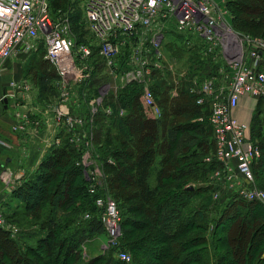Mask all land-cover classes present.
<instances>
[{
    "label": "trees",
    "instance_id": "1",
    "mask_svg": "<svg viewBox=\"0 0 264 264\" xmlns=\"http://www.w3.org/2000/svg\"><path fill=\"white\" fill-rule=\"evenodd\" d=\"M64 1L51 0V9L57 11ZM77 1H70L67 8L70 33L76 44L92 50L84 61L87 76L78 88L87 86L86 95H97L108 72L98 48L83 37L88 21ZM224 1L235 32L264 39V0ZM248 7L259 14L248 13ZM173 31L183 41L179 49L189 54L183 80L195 74L198 80L210 74L219 76L222 63L203 56L197 42L173 28L165 30L164 37ZM127 50L119 63L123 67ZM43 54L42 48L28 54L26 73L34 67L37 94L43 101L39 100L49 105L44 101L58 98L60 77ZM93 58L99 61L93 63ZM179 74L176 68L151 71L149 82L154 79V84L148 85L158 117L143 102L144 84L140 82L118 88L116 97L109 95L105 105L88 112L91 122L85 129L91 140L87 149L103 175L93 192L84 173L89 166L80 160L83 145L76 147L69 132L59 129L55 136L59 142L47 149L32 175L22 177L3 201L6 221L19 232L11 236L0 227V264H126L115 257L118 249L130 251L134 264H264V206L234 196L214 200L210 185L187 189L193 183H204L217 164L206 160L214 151L208 105L196 103L198 94L182 84ZM109 107L112 112L107 115ZM258 125L251 129V142L260 149L252 172L264 185V137ZM97 196L115 200L121 234L117 246L84 261L82 244L106 235L95 205ZM246 225L252 227L250 239L239 247ZM236 226L237 236L230 240Z\"/></svg>",
    "mask_w": 264,
    "mask_h": 264
},
{
    "label": "built area",
    "instance_id": "2",
    "mask_svg": "<svg viewBox=\"0 0 264 264\" xmlns=\"http://www.w3.org/2000/svg\"><path fill=\"white\" fill-rule=\"evenodd\" d=\"M79 2L108 74L113 77L127 74L143 83L142 100L156 117L160 112L146 82H149L151 71L163 65L161 44L165 30L173 28L185 34L191 42L199 44L203 56L222 63L218 70L220 78L210 74L199 80L196 98L199 105L207 103L209 110L214 151L206 160L217 164L210 171L208 181L212 198L219 201L234 196L264 205V190L257 187L252 173L258 148L248 137V123L235 114L241 100L251 101L264 96V39L235 32L228 22L227 10L214 0ZM50 4L51 0H0V81L7 60L40 48L44 59L53 64L60 77L58 103L37 109L38 114L15 109L11 130L22 133L29 125L37 129L45 118H50L56 133L64 128L76 147L83 145L80 160L83 166H89L84 173L91 181L89 191L93 192L101 182V169L89 161L87 147L91 136L85 129L87 119L74 113L70 102L71 89L79 75L87 76L84 61L88 60L92 50L86 44L75 43L67 18L53 16ZM126 48V67H123L119 63ZM219 80L225 81L226 85H219ZM8 86L16 97L26 96L29 89L26 82L18 79L10 80ZM2 98L0 96V102ZM33 114L38 118L31 119ZM54 142L58 143L59 139L55 137ZM0 176L9 192L21 178L8 170L2 171ZM3 201L0 200V227L16 236L19 228L6 221ZM95 205L100 209V220L109 244L117 246L120 216L115 200L97 196ZM115 256L131 264L128 251L118 249Z\"/></svg>",
    "mask_w": 264,
    "mask_h": 264
},
{
    "label": "rangeland",
    "instance_id": "3",
    "mask_svg": "<svg viewBox=\"0 0 264 264\" xmlns=\"http://www.w3.org/2000/svg\"><path fill=\"white\" fill-rule=\"evenodd\" d=\"M70 1H73V0L64 1L61 8L57 9V11H54L53 9H51L52 15L53 16L66 17L68 20L67 8H68V4L70 3ZM214 1L217 4L224 6V8H225V4H224L225 1L224 0H214ZM245 3H256V1L255 0H246ZM77 4L81 7L82 11L84 12L83 7L81 6V3L77 1ZM248 9H249L248 13H250V14H259V13H255L256 12L255 9H252L249 7H248ZM255 16H257V15H255ZM84 28H85V34L83 35V37H84L86 43H88L89 45L92 46V48L95 49L98 44L95 41L93 33L89 29L88 23H87V25L85 24ZM182 42H183L182 39L174 31L165 33V37L162 39V44H161V50H162V55H163V65L161 68H162V70L166 69V68L167 69L176 68L177 70H179L180 71L179 76L181 78L182 84H185V87L187 89H189L190 91L192 90L191 91L192 93L197 94V90L199 88L198 75L195 74V75L191 76L188 80H183V77H182V76H185L187 73L184 67H186V62L188 60V55H189L187 52L182 51V49H179L180 46L182 45ZM29 56L30 55H28V56L27 55L26 56L25 55L24 56H16L17 59H16V61H14L12 63V66L10 67V69L8 71L4 70V72H3L2 80H1L2 83L0 82L1 83L0 89L3 88L4 90H7V91H5V93H7V94L6 95L4 94V96L2 95L1 98L7 97L8 102L6 104L8 105V108L6 107L7 109H5V110H7L8 113H12V112H14L15 109L22 108V106H26V107L32 106L33 108L30 110V112L38 114L39 112L37 111V109L41 110L42 108L44 109L46 107H50V106L58 103V98H56V97L50 98V100H48V101H44V103L47 102L46 104H49V105H44L41 102L43 100H41L37 94L38 91H37V88L35 86V75L33 78L34 67L32 69V73H26V71L29 67V61H30ZM43 58H44V56H43ZM92 61L94 63V62L99 61V60L96 58H93ZM217 63H220V61L218 60ZM104 71H105V69H104ZM34 73H35V69H34ZM105 74H107L106 71H105ZM109 75L110 74H108V76L104 75V76H106L105 81H103V83L99 86V91H98L97 95L95 92H90L89 96L86 95V93H84V91H86L88 89L87 86H86L87 89L86 88L82 89L81 87L78 88L79 87L78 84L80 82L82 83L83 80L86 78L83 75V73H81L79 75L78 81H76L75 86H73V88H72L73 92H71V95L73 97L71 96V98H70V102L73 103V106H74V109L72 108V111L76 114H81V115L85 116V118L87 119V123L91 122V117L89 119L87 118L88 112L89 113H95L97 108L105 105V101L109 95H112V98L116 97L118 88L126 86L127 84H131L133 82H136V80L134 78H132L130 75H127V74L121 75L120 77H113V76H111V75L109 76ZM12 79L13 80L18 79L19 82H22V81L26 82L29 89H28V92L26 94L25 100H23V97L13 96L14 91L11 90L8 86V82ZM146 83L147 84H149V83L154 84V79L152 82H146ZM218 83L221 86L226 85V82L225 81L222 82V80H219ZM88 87L91 88L90 85ZM49 102H51V103H49ZM0 103L2 104V102H0ZM1 104H0V106H1ZM240 105L242 106L243 104H240ZM26 107H24V108H26ZM11 109H13V110L11 111ZM108 110H110V107L108 108ZM111 110H110V112H112ZM105 113H107V115L109 114V112H105ZM242 115L244 116L242 121L247 122L248 126H249V131H248L249 139L253 142L252 136H251V129H252V126H253V128H257L259 126L258 124H261V134L264 137V96L262 98H259V99H252L250 101V103L248 104V107L243 108ZM47 119H49V118H45V121ZM253 139H254V137H253ZM256 140L259 141L257 137H256ZM53 143H54V141L49 145V147ZM255 147H259V146L257 145ZM259 150H258V152H259ZM87 152L89 155V161H91L93 164H96L97 166H99V164H98L99 162H97V160L94 158L92 153H90L88 151V149H87ZM259 156H260V152H259L258 157ZM110 160H112V159L110 158ZM99 168H101V166H99ZM210 174H211V172H209L207 174V178L204 181V183L199 181L197 183H193L192 186L196 187L198 184L201 186L202 185H208L209 186L208 181H209ZM253 178H254V181H255L257 187L264 190V185H262L261 181L258 180L254 174H253ZM0 188H1V191L4 192L3 196L0 197V200H3V199L5 200L6 198L8 199L7 194L9 193V191L6 190L5 184L3 182V178L1 176H0ZM5 192H7V193H5ZM210 193L212 194L211 190H210ZM11 203L14 204L15 200L11 199ZM259 204H261V203H259ZM262 206H264V205H262ZM256 223H254V224L256 225ZM254 224L252 225L253 229H255ZM251 228L247 227V225H246L244 227V230L240 232L241 233V240L239 242H237V245H239V247L242 244L249 241L250 231H252ZM119 229H120V225H119ZM237 230H239V228L236 226L233 229V234L230 235V240L232 237L237 236L236 235L238 233ZM120 234H121V231H120ZM111 247H113V246H111V244H109L106 235L103 234V235L96 236V237H94V238H92V239H90V240H88L82 244V246H81L82 259L84 261L88 260L92 256H95V255L100 254V253H104L106 250L110 249ZM115 252L116 251H114V253ZM129 253H130V251H129ZM131 264H134L133 259H132V255H131Z\"/></svg>",
    "mask_w": 264,
    "mask_h": 264
},
{
    "label": "crops",
    "instance_id": "4",
    "mask_svg": "<svg viewBox=\"0 0 264 264\" xmlns=\"http://www.w3.org/2000/svg\"><path fill=\"white\" fill-rule=\"evenodd\" d=\"M16 59L10 58L7 60L4 70L8 71ZM0 82L2 83V81ZM5 91L7 90L1 88L0 96L6 95L7 93ZM25 99L26 96L23 97V100ZM7 102V97H5L3 98L2 104L0 103L2 106H0V172L8 170L13 172L15 176L21 178L31 176L45 154V151L54 141L56 130L54 125L50 123L49 118L45 122H42L37 129L29 125L22 133L12 132L11 126L14 122V117L12 113H8L5 110L8 108ZM249 103L250 100L245 99L239 102L238 107L235 109V114L239 119L242 120L244 118L242 111L244 107H248ZM240 104H243V107ZM24 107L26 106H22L20 110L30 111L33 108L32 106ZM3 193L0 188V197L3 196Z\"/></svg>",
    "mask_w": 264,
    "mask_h": 264
},
{
    "label": "water",
    "instance_id": "5",
    "mask_svg": "<svg viewBox=\"0 0 264 264\" xmlns=\"http://www.w3.org/2000/svg\"><path fill=\"white\" fill-rule=\"evenodd\" d=\"M187 189H190V190H192L193 189V186H188V188Z\"/></svg>",
    "mask_w": 264,
    "mask_h": 264
}]
</instances>
